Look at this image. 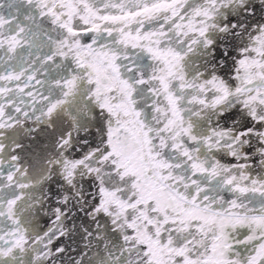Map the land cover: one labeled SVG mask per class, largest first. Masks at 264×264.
<instances>
[{"label":"snow or ice","instance_id":"1","mask_svg":"<svg viewBox=\"0 0 264 264\" xmlns=\"http://www.w3.org/2000/svg\"><path fill=\"white\" fill-rule=\"evenodd\" d=\"M0 264H264V0H0Z\"/></svg>","mask_w":264,"mask_h":264}]
</instances>
